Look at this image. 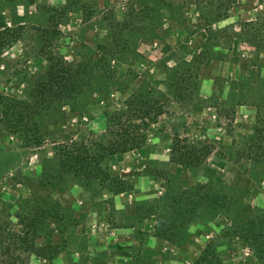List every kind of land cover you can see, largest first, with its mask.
<instances>
[{
    "label": "rangeland",
    "instance_id": "rangeland-1",
    "mask_svg": "<svg viewBox=\"0 0 264 264\" xmlns=\"http://www.w3.org/2000/svg\"><path fill=\"white\" fill-rule=\"evenodd\" d=\"M17 25L0 52V102L36 94L48 52L92 66L93 77L77 100L37 117L39 146L7 131L0 113V242L27 238L34 223L40 253L25 264H117L122 255L163 264V246L179 256L173 264H192L207 243L222 264H264L255 253L264 258V0H0V29ZM201 52L208 60L191 97L166 102L139 148L101 161L125 190L54 177V140L100 135L131 92L171 98L173 76ZM175 135L207 154L170 161ZM179 194L199 205L171 243L155 235L150 211ZM117 227L133 235L117 240Z\"/></svg>",
    "mask_w": 264,
    "mask_h": 264
},
{
    "label": "trees",
    "instance_id": "trees-1",
    "mask_svg": "<svg viewBox=\"0 0 264 264\" xmlns=\"http://www.w3.org/2000/svg\"><path fill=\"white\" fill-rule=\"evenodd\" d=\"M21 29V25L5 26L0 29V52L7 42H13L19 37ZM46 60V69L36 83V94L31 95L26 101L1 97L0 102L1 119L5 129L20 136L25 145L29 146H39L46 139L37 117L61 107L64 103L77 100L78 95L90 84L93 77L90 73L92 66L87 68L81 63L67 62L61 55L51 52L46 54ZM207 60V55L201 52L184 63L185 69L176 73L170 83L171 98L157 97L151 95L149 91L131 92L124 101V108L108 116L105 130L100 135H91L82 141H73L70 138L54 140L53 142H57L52 159L54 177L63 180L69 175L82 183L90 180H109L107 173L100 166L101 161L109 155L120 154L143 145L150 126L159 116L168 112L166 102L171 100L181 102L191 97V92L196 86L197 67ZM204 151V148L197 144H188L185 139L175 135L171 143L169 160L181 166L196 164L207 154ZM109 182L108 188L113 193L125 190L121 182L113 180ZM206 197L207 195L200 194L199 199L204 201ZM185 198L183 194H179L178 197H172L167 204L151 208L150 212L155 215L153 228L156 236L171 243L180 240L179 230L188 224L196 211V206L199 205L197 202L191 205ZM209 205L213 203L209 202ZM28 229L27 238H22L19 232H14L7 244L0 242V264H25L29 255H39V249L34 245V241L41 227L33 223ZM255 253L258 259H264L258 251ZM192 264L222 263L218 254L211 248V244L207 243Z\"/></svg>",
    "mask_w": 264,
    "mask_h": 264
},
{
    "label": "crops",
    "instance_id": "crops-1",
    "mask_svg": "<svg viewBox=\"0 0 264 264\" xmlns=\"http://www.w3.org/2000/svg\"><path fill=\"white\" fill-rule=\"evenodd\" d=\"M211 83V80H205L201 83V86L204 87V91L201 92V95L204 97L209 91V85ZM119 194V193H118ZM117 194V197L120 195ZM116 196V195H114ZM130 196V195H129ZM117 240H121V238L126 239V237L128 235H133V232L131 231V229L127 230V229H121L120 227H117ZM155 235L153 233V228L149 229V232L146 233L145 235V240L151 241L154 240ZM163 249H165V252L162 256V263L163 264H173L174 262L178 261V255L176 254V252L173 250V248H171L170 246H163ZM196 252V249L195 251ZM189 258V257H188ZM128 259L125 256H117V264H127ZM185 263L189 264L188 259H185Z\"/></svg>",
    "mask_w": 264,
    "mask_h": 264
}]
</instances>
